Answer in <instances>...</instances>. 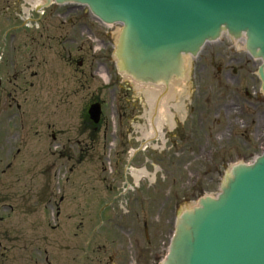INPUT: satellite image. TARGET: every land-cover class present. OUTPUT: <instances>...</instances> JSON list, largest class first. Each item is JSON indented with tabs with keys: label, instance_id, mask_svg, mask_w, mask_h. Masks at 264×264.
I'll use <instances>...</instances> for the list:
<instances>
[{
	"label": "rangeland",
	"instance_id": "1",
	"mask_svg": "<svg viewBox=\"0 0 264 264\" xmlns=\"http://www.w3.org/2000/svg\"><path fill=\"white\" fill-rule=\"evenodd\" d=\"M34 2L0 0V264H160L178 211L264 152L260 61L228 34L206 44L151 136L146 97L112 58L121 26L67 22L73 4L30 22Z\"/></svg>",
	"mask_w": 264,
	"mask_h": 264
},
{
	"label": "water",
	"instance_id": "2",
	"mask_svg": "<svg viewBox=\"0 0 264 264\" xmlns=\"http://www.w3.org/2000/svg\"><path fill=\"white\" fill-rule=\"evenodd\" d=\"M56 1L88 4L105 22L124 23L119 68L143 83L168 85L182 76L183 54L196 55L223 31L245 34L249 52L264 60V0ZM260 75L264 80V64ZM100 113V104L92 105L95 122ZM163 264H264V154L233 166L217 198L205 196L182 212Z\"/></svg>",
	"mask_w": 264,
	"mask_h": 264
},
{
	"label": "bare ground",
	"instance_id": "3",
	"mask_svg": "<svg viewBox=\"0 0 264 264\" xmlns=\"http://www.w3.org/2000/svg\"><path fill=\"white\" fill-rule=\"evenodd\" d=\"M41 2H42V0H37L36 3H41ZM120 31H121V29H118L116 32L117 33L116 34V40L118 39ZM241 41L244 44V42H245L244 39H242ZM189 61H190L189 57H186L185 69L187 68V66L189 64L188 63ZM179 83L180 82L178 80V85H179ZM176 84H177L176 82H173V84H170L168 87V91H165L164 94L160 98V92H163V90L165 89L164 85H161L160 83H157V82L155 83V85H157V86H151L149 83L147 85L135 83L136 88L138 90H141L143 92V94L145 95V97L147 99V104L150 107V113H152V115L150 117L151 119H153V122L151 121V123L153 125L152 131H151V136L153 133H154V135L158 132L160 133V130L158 129V126H159L158 124L161 123V118L164 116V110H165L164 105H163L164 100L170 97L172 91H175L176 93H178V95H180L183 92V90H185V86L183 84H181V89H179L180 86H178V89L180 91L179 92L176 91L175 90ZM177 109L178 110L180 109L179 104H178ZM154 115H156V116L154 117ZM134 173H135V171H134ZM146 174L147 173L144 170H141L140 172L136 173L137 179H138V177L141 178L143 175H146Z\"/></svg>",
	"mask_w": 264,
	"mask_h": 264
},
{
	"label": "flooded vegetation",
	"instance_id": "4",
	"mask_svg": "<svg viewBox=\"0 0 264 264\" xmlns=\"http://www.w3.org/2000/svg\"><path fill=\"white\" fill-rule=\"evenodd\" d=\"M32 85H34V84L32 83Z\"/></svg>",
	"mask_w": 264,
	"mask_h": 264
}]
</instances>
